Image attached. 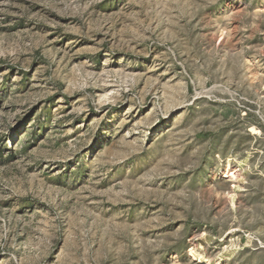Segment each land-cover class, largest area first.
Listing matches in <instances>:
<instances>
[{
    "label": "rangeland",
    "instance_id": "374dc122",
    "mask_svg": "<svg viewBox=\"0 0 264 264\" xmlns=\"http://www.w3.org/2000/svg\"><path fill=\"white\" fill-rule=\"evenodd\" d=\"M0 264H264V0H0Z\"/></svg>",
    "mask_w": 264,
    "mask_h": 264
}]
</instances>
